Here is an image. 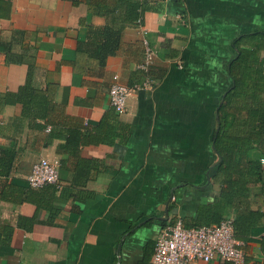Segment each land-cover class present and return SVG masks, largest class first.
<instances>
[{
  "label": "crops",
  "instance_id": "crops-1",
  "mask_svg": "<svg viewBox=\"0 0 264 264\" xmlns=\"http://www.w3.org/2000/svg\"><path fill=\"white\" fill-rule=\"evenodd\" d=\"M145 3L142 20L122 29L101 66L84 48L90 26L106 18L90 14L88 0H0V148L12 153L0 176V264H152L163 223L192 222L213 200L208 167L216 160L217 106L232 84V40L264 30V0ZM143 38L156 50L153 86L127 98L110 144L67 145L71 125L47 123L7 96L25 81L33 54L34 83L54 84L62 116L82 119L83 132L112 108L114 75L128 85L142 81ZM40 157L57 161L58 186L28 185ZM75 164L87 179L74 181ZM254 197L252 208L263 210L262 191ZM244 236L247 264H262L264 217Z\"/></svg>",
  "mask_w": 264,
  "mask_h": 264
},
{
  "label": "trees",
  "instance_id": "trees-1",
  "mask_svg": "<svg viewBox=\"0 0 264 264\" xmlns=\"http://www.w3.org/2000/svg\"><path fill=\"white\" fill-rule=\"evenodd\" d=\"M73 2L78 3L79 0ZM88 5L90 14L97 13L106 18L103 26H90L91 36L84 48L102 66L106 57L119 48L122 29L141 21L149 5L145 0H88ZM232 47L235 54L227 67L232 84L224 91V97L217 106L211 142L216 160L208 167L213 170L209 177L216 183V190L213 200L200 204L196 217L192 222H184V226L213 224L231 217L236 234L244 239V235L250 233L264 217V208H252L258 191H262L264 204V164L261 162L264 157V30L236 36ZM3 49L7 61H10V47L3 45ZM28 58L25 81L7 96L20 103L24 111L34 117H43L47 123L65 121L71 125L73 128L66 140L67 145L79 140L83 144H110L114 141L121 123L113 108L80 132L82 119L71 117L70 121L68 118L65 120L60 106L54 101L55 85L47 82L42 87L34 83V55L30 54ZM57 151L62 153L64 150L59 148ZM11 158L10 151L0 148V169H3L0 176L9 170ZM76 167L75 164L74 181L87 179L78 177L81 171ZM261 243L264 251V240Z\"/></svg>",
  "mask_w": 264,
  "mask_h": 264
},
{
  "label": "built area",
  "instance_id": "built-area-1",
  "mask_svg": "<svg viewBox=\"0 0 264 264\" xmlns=\"http://www.w3.org/2000/svg\"><path fill=\"white\" fill-rule=\"evenodd\" d=\"M142 58L137 67L144 72L141 82L128 85L118 80L117 75L109 86V102L116 112L126 107L127 98L135 91L151 89L153 79L149 69L156 55V50L146 38L142 40ZM264 164V157L261 158ZM30 187L38 188L48 184L59 185L58 163L46 157L33 162L31 171L26 176ZM245 240L239 237L231 217L222 218L219 222L207 225L184 226L177 218L159 230L151 254L152 264H193L204 262L226 261L230 264H247Z\"/></svg>",
  "mask_w": 264,
  "mask_h": 264
},
{
  "label": "water",
  "instance_id": "water-1",
  "mask_svg": "<svg viewBox=\"0 0 264 264\" xmlns=\"http://www.w3.org/2000/svg\"><path fill=\"white\" fill-rule=\"evenodd\" d=\"M223 97H224V94H223V96H222V99H223ZM220 103H221V102H220ZM220 103H219V104H220ZM216 116H217V111H216ZM171 195H172V194H171ZM171 195H170V198H171ZM170 198H169V199H170ZM166 205H167V204H166ZM165 211H166V213H168V211H167V206H166V210H165Z\"/></svg>",
  "mask_w": 264,
  "mask_h": 264
}]
</instances>
